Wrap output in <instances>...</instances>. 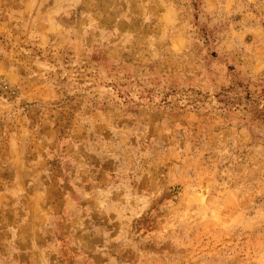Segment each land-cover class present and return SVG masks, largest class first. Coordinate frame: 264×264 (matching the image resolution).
Returning <instances> with one entry per match:
<instances>
[{
	"label": "rangeland",
	"instance_id": "1",
	"mask_svg": "<svg viewBox=\"0 0 264 264\" xmlns=\"http://www.w3.org/2000/svg\"><path fill=\"white\" fill-rule=\"evenodd\" d=\"M0 264H264V0H0Z\"/></svg>",
	"mask_w": 264,
	"mask_h": 264
}]
</instances>
